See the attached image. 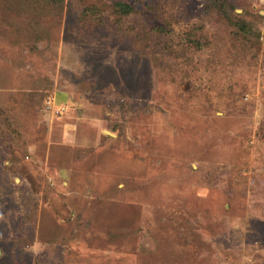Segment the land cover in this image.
I'll use <instances>...</instances> for the list:
<instances>
[{
	"label": "rangeland",
	"instance_id": "1",
	"mask_svg": "<svg viewBox=\"0 0 264 264\" xmlns=\"http://www.w3.org/2000/svg\"><path fill=\"white\" fill-rule=\"evenodd\" d=\"M27 1L0 0V264H264V0Z\"/></svg>",
	"mask_w": 264,
	"mask_h": 264
},
{
	"label": "trees",
	"instance_id": "2",
	"mask_svg": "<svg viewBox=\"0 0 264 264\" xmlns=\"http://www.w3.org/2000/svg\"><path fill=\"white\" fill-rule=\"evenodd\" d=\"M25 1H27V0H25ZM62 1L63 0H28L27 2L29 4L35 3L36 7H41L42 6L44 10H47V12H52L51 10H54L53 12H55V9H54L55 6H56L55 4H58V2L60 3ZM215 1L216 0H207L208 6H210V4H213L215 6V4H216ZM222 1L229 2L227 0H222ZM31 2H33V3H31ZM119 6H120L121 9L125 10L126 13H130L132 11L131 7H129L128 5L120 4ZM58 7L59 6H57V8ZM222 11L224 12L223 13L224 16H226V17H228V19H230V16H229V13H228L229 12L228 7L223 8ZM238 26L240 27L239 29H241V31L243 33L248 34L247 26H246L245 23L239 24Z\"/></svg>",
	"mask_w": 264,
	"mask_h": 264
},
{
	"label": "built area",
	"instance_id": "3",
	"mask_svg": "<svg viewBox=\"0 0 264 264\" xmlns=\"http://www.w3.org/2000/svg\"><path fill=\"white\" fill-rule=\"evenodd\" d=\"M48 106H49L50 108H54V107H56L55 103L52 102V100H49V101H48ZM58 109H59L58 111H60V110H61V111H64V110H65V107H63V106H59Z\"/></svg>",
	"mask_w": 264,
	"mask_h": 264
}]
</instances>
